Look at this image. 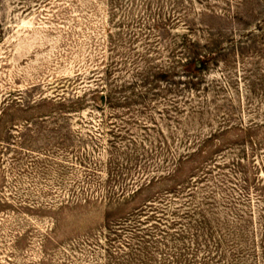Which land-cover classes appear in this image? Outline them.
<instances>
[{
	"label": "rangeland",
	"instance_id": "374dc122",
	"mask_svg": "<svg viewBox=\"0 0 264 264\" xmlns=\"http://www.w3.org/2000/svg\"><path fill=\"white\" fill-rule=\"evenodd\" d=\"M0 264H264V0H0Z\"/></svg>",
	"mask_w": 264,
	"mask_h": 264
},
{
	"label": "trees",
	"instance_id": "16d2710c",
	"mask_svg": "<svg viewBox=\"0 0 264 264\" xmlns=\"http://www.w3.org/2000/svg\"><path fill=\"white\" fill-rule=\"evenodd\" d=\"M204 62L197 60L196 62L192 63V67H194V70H199L203 67Z\"/></svg>",
	"mask_w": 264,
	"mask_h": 264
}]
</instances>
